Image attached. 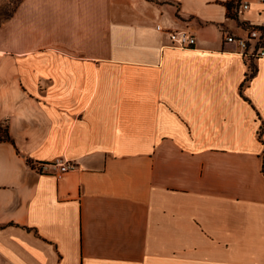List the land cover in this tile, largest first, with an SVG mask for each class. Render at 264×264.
I'll return each instance as SVG.
<instances>
[{
	"label": "crops",
	"instance_id": "obj_1",
	"mask_svg": "<svg viewBox=\"0 0 264 264\" xmlns=\"http://www.w3.org/2000/svg\"><path fill=\"white\" fill-rule=\"evenodd\" d=\"M232 2L19 3L0 25V264H264V57L224 40L264 5Z\"/></svg>",
	"mask_w": 264,
	"mask_h": 264
},
{
	"label": "built area",
	"instance_id": "obj_2",
	"mask_svg": "<svg viewBox=\"0 0 264 264\" xmlns=\"http://www.w3.org/2000/svg\"><path fill=\"white\" fill-rule=\"evenodd\" d=\"M264 5V0H256ZM236 11L243 10L248 11L252 8L253 0H233ZM263 21L260 25L245 24L243 27V34H235L229 31H225L224 40L226 42L234 43L244 54H251L253 58L264 57V8L261 11ZM159 28H161L159 26ZM173 45L177 47H191L195 44V36L187 30H176L170 32ZM48 164L36 165V169L40 172L46 171ZM59 168L56 173L58 177H61L65 172L74 169L75 163L71 161L58 160L54 164Z\"/></svg>",
	"mask_w": 264,
	"mask_h": 264
},
{
	"label": "rangeland",
	"instance_id": "obj_3",
	"mask_svg": "<svg viewBox=\"0 0 264 264\" xmlns=\"http://www.w3.org/2000/svg\"><path fill=\"white\" fill-rule=\"evenodd\" d=\"M18 0H0V22L5 21V16L9 13L13 6L17 3ZM5 122H0V135L4 133Z\"/></svg>",
	"mask_w": 264,
	"mask_h": 264
},
{
	"label": "trees",
	"instance_id": "obj_4",
	"mask_svg": "<svg viewBox=\"0 0 264 264\" xmlns=\"http://www.w3.org/2000/svg\"><path fill=\"white\" fill-rule=\"evenodd\" d=\"M21 1L22 0H18L17 3L13 6L12 10L9 13L6 14L5 20L8 19V18H10L14 14L15 10L17 9V6L19 5V3ZM234 6H235V4H234V2H232L229 7L231 8V7H234ZM2 23H3V21L0 22V25ZM253 71H255V68L254 67H253ZM0 141H10V142L14 143V141H13L11 135H10V132H9V127H8V125H7L6 122H5V130H4V133H2L0 135Z\"/></svg>",
	"mask_w": 264,
	"mask_h": 264
}]
</instances>
